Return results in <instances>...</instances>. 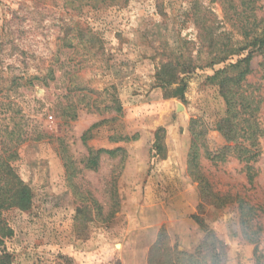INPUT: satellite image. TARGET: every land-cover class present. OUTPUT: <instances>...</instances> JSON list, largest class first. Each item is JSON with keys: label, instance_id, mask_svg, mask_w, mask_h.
Here are the masks:
<instances>
[{"label": "rangeland", "instance_id": "obj_1", "mask_svg": "<svg viewBox=\"0 0 264 264\" xmlns=\"http://www.w3.org/2000/svg\"><path fill=\"white\" fill-rule=\"evenodd\" d=\"M227 41L245 46L219 0H0V165L15 167L32 199L4 210L12 234L0 261L209 264L216 251L220 264H256L242 221L262 249L261 55L244 84L259 155L248 165L231 148L207 155L234 145L218 129L231 114L216 72L248 50L209 63ZM117 148L89 163L90 151Z\"/></svg>", "mask_w": 264, "mask_h": 264}, {"label": "trees", "instance_id": "obj_2", "mask_svg": "<svg viewBox=\"0 0 264 264\" xmlns=\"http://www.w3.org/2000/svg\"><path fill=\"white\" fill-rule=\"evenodd\" d=\"M219 1L222 3L225 17L234 22L235 28L241 37V41L245 43V46H234L231 45L229 41L223 42L220 46L222 50L213 54L208 60L209 63L216 64L226 62L229 60L230 55L238 54L242 49H247L248 52L244 57H239L236 62L228 63L226 66L229 67L228 69H222L216 72L218 75L225 74L220 80V86L222 89V95L228 106V112L231 114L230 126L225 122L220 123L218 129L224 133L228 140H232L234 145L226 146V148L220 152L212 153L208 151L207 155L211 157L212 160H222L227 156L225 151L231 148L234 151V155L248 165L251 160H254L259 155L255 146L257 145L258 136L263 130L260 127L256 116L253 115L255 114L254 103L251 99V97H253V92L247 93L244 89V84H248V76L253 73L251 61L256 55L262 56L263 59L260 65L264 69V16H260L259 14V11L262 9V5L260 4L261 0ZM210 36L211 40L209 45L212 46V33ZM234 71H236V73H233ZM182 91L181 88L180 90H177V93L182 95ZM231 126H233V128H231ZM195 137L196 139H194L196 142L199 137L198 134H196ZM157 138L156 148L161 150L162 137L158 135ZM117 151H121V148L113 150L100 149L96 152L90 151L91 155L89 163L93 166L96 165L97 159L102 152H108L114 155ZM197 159L198 150L194 149L190 158L191 173L195 177H199L201 182H204L201 187L205 191L208 189V183L200 177L199 172L195 175L198 167ZM249 178L251 179L252 175H250ZM31 202L30 190L23 179L19 176L15 167L8 164L0 165V246L4 244L5 238L12 234L11 228L2 217L4 210L11 208L27 209L30 207ZM240 203L241 209L244 211L247 207L246 203L243 200H240ZM248 208L251 207L248 205ZM245 214L248 215L249 213ZM242 222L247 237L257 243L256 264H264V247H262V249L259 248V232L251 230V223L247 224V219H243ZM160 242L161 237L152 250L157 249ZM212 253L208 256L209 264H220L221 252L215 251ZM9 259L10 257L7 253L2 255L0 264H10Z\"/></svg>", "mask_w": 264, "mask_h": 264}]
</instances>
